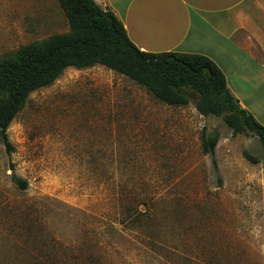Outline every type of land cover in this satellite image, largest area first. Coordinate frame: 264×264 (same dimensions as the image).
Wrapping results in <instances>:
<instances>
[{
  "label": "rangeland",
  "instance_id": "374dc122",
  "mask_svg": "<svg viewBox=\"0 0 264 264\" xmlns=\"http://www.w3.org/2000/svg\"><path fill=\"white\" fill-rule=\"evenodd\" d=\"M69 30L59 0H0V57ZM8 136L0 264H264V148L223 117L103 66L70 68Z\"/></svg>",
  "mask_w": 264,
  "mask_h": 264
},
{
  "label": "trees",
  "instance_id": "16d2710c",
  "mask_svg": "<svg viewBox=\"0 0 264 264\" xmlns=\"http://www.w3.org/2000/svg\"><path fill=\"white\" fill-rule=\"evenodd\" d=\"M70 30L24 45L0 57V142L14 149L8 129L29 96L53 85L70 68L103 66L145 88L169 106L194 104L205 116L223 117L235 134L255 135L264 148V126L233 95L226 77L199 54L145 53L130 39L123 22L95 0H59ZM219 139L205 137L203 150L215 155ZM253 163L258 159L246 153ZM22 188L27 182L16 180ZM139 220L134 217L132 222Z\"/></svg>",
  "mask_w": 264,
  "mask_h": 264
},
{
  "label": "crops",
  "instance_id": "0c3cea01",
  "mask_svg": "<svg viewBox=\"0 0 264 264\" xmlns=\"http://www.w3.org/2000/svg\"><path fill=\"white\" fill-rule=\"evenodd\" d=\"M145 53L199 54L264 126V0H95Z\"/></svg>",
  "mask_w": 264,
  "mask_h": 264
}]
</instances>
